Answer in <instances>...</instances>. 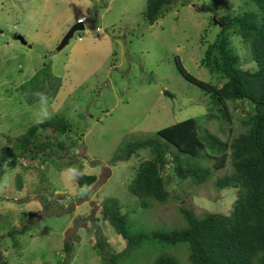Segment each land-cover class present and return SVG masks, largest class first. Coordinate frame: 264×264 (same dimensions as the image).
Returning a JSON list of instances; mask_svg holds the SVG:
<instances>
[{
    "label": "rangeland",
    "instance_id": "rangeland-1",
    "mask_svg": "<svg viewBox=\"0 0 264 264\" xmlns=\"http://www.w3.org/2000/svg\"><path fill=\"white\" fill-rule=\"evenodd\" d=\"M146 6V0H0V153L14 147L18 154V140L30 126L58 115L72 125L60 140L68 155H75L70 162L78 167L70 170L69 164L61 168L62 160L18 155L14 168L7 163L14 157L2 164L0 245L8 264H103L95 248L99 240L111 253L122 252L123 239L100 214L107 198L118 201L132 232L182 228V207L196 216L231 211L240 186L216 187V180L231 170L230 164L213 169L207 182L196 185L175 176L169 163L165 177L170 197L165 203L149 200L144 209L129 193L128 184L148 152L141 150L125 159L119 150L190 117L223 139L230 126L235 135L242 132L237 119L223 125L225 132L218 121L207 119L212 108L209 96L181 76L175 59L196 77L222 85L224 78L210 73L200 61L220 30L219 17L242 13L252 5L248 0H189L186 5L177 0L153 25L144 21ZM79 20L84 29L57 50ZM230 40L238 38L232 35ZM235 44L243 63L249 61L248 46ZM46 64L51 70L44 68ZM31 73L38 74L45 89L50 87L46 93L21 94L18 87ZM231 111L234 118L241 115L232 104ZM214 162L205 149L202 166L212 168ZM79 172L96 175L97 181L81 189ZM23 225L28 226L26 233L8 235L12 227ZM65 241L73 247L67 260ZM188 252L187 243L147 241L120 256L117 264H153L162 254L189 264Z\"/></svg>",
    "mask_w": 264,
    "mask_h": 264
},
{
    "label": "trees",
    "instance_id": "trees-1",
    "mask_svg": "<svg viewBox=\"0 0 264 264\" xmlns=\"http://www.w3.org/2000/svg\"><path fill=\"white\" fill-rule=\"evenodd\" d=\"M144 21L153 25L170 10L177 0H146ZM183 5L189 0H180ZM252 8L242 13H226L219 17L220 27L216 38L207 45L200 65L210 73L220 74L224 78L218 86L211 81L202 80L190 73L177 57L175 64L178 72L188 82L199 87L212 103L207 119H214L223 125H231L239 120L242 132L235 135V130L226 139L201 128L195 118H186L161 128L152 136L137 139L121 151L129 159L141 150H146V158H140L135 167L134 177L128 184V191L139 199L137 205L149 207V200L165 203L170 197L165 177L167 165L172 164V173L180 180H189L201 185L207 182L213 169H223L229 164L231 170L216 180V187H238L237 198L229 213L207 212L196 216L193 210L179 208L185 226L169 231L152 230L150 232H132L128 227V216L122 212L118 201L104 199L100 214L110 229L124 241L120 253H111L104 241H97L95 248L103 264H117L118 258L143 246L147 241L176 245L187 243L189 264H264V0H248ZM212 24V23H211ZM235 42L249 48L250 60L254 63L243 67ZM51 70V64H46ZM50 75V74H49ZM48 75V76H49ZM38 74L21 83L18 90L28 96L46 93L49 86L39 82ZM55 78V77H54ZM46 81V80H45ZM44 81V82H45ZM51 89H53L51 87ZM54 91V90H53ZM35 93V94H34ZM240 110L235 116L231 111ZM72 130L70 122L62 116L30 126L18 140V154L14 147L5 148L0 153V181L4 174L2 164L9 156L28 157L31 160H62L61 168L77 170L73 164L75 155H68L69 149L60 140ZM206 154L215 159L213 167H204L200 163ZM7 161L11 168L17 163L16 158ZM67 159V161H63ZM40 175V173H39ZM78 186L87 189L97 181V176L79 172ZM40 181H44L40 177ZM43 200L46 198L41 196ZM48 202V201H47ZM45 202V203H47ZM47 205V204H46ZM45 205V206H46ZM27 225L12 227L8 235L26 233ZM97 233V232H95ZM72 243L65 241L64 259L72 257ZM13 245L19 244L14 241ZM0 264H8L0 245ZM153 264H178L174 256L162 254Z\"/></svg>",
    "mask_w": 264,
    "mask_h": 264
},
{
    "label": "water",
    "instance_id": "water-1",
    "mask_svg": "<svg viewBox=\"0 0 264 264\" xmlns=\"http://www.w3.org/2000/svg\"><path fill=\"white\" fill-rule=\"evenodd\" d=\"M83 29H84V23L82 21H78V23H76L75 25L71 26L69 28V30L63 36L62 40L60 41V43H59V45L57 47V50H61L62 48H64L68 44L69 39L73 36V34L76 31H81ZM18 39H20L23 43H26L21 36H18ZM31 74L33 75V73H31ZM165 95H169V93L166 91Z\"/></svg>",
    "mask_w": 264,
    "mask_h": 264
},
{
    "label": "clouds",
    "instance_id": "clouds-1",
    "mask_svg": "<svg viewBox=\"0 0 264 264\" xmlns=\"http://www.w3.org/2000/svg\"><path fill=\"white\" fill-rule=\"evenodd\" d=\"M79 21H82V20H79ZM83 22V21H82Z\"/></svg>",
    "mask_w": 264,
    "mask_h": 264
}]
</instances>
